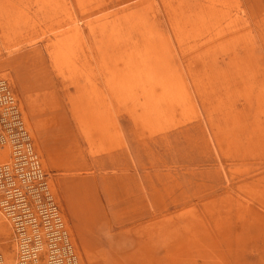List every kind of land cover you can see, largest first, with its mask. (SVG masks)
Returning a JSON list of instances; mask_svg holds the SVG:
<instances>
[{"label":"rangeland","instance_id":"rangeland-1","mask_svg":"<svg viewBox=\"0 0 264 264\" xmlns=\"http://www.w3.org/2000/svg\"><path fill=\"white\" fill-rule=\"evenodd\" d=\"M0 82V264H264V0H0Z\"/></svg>","mask_w":264,"mask_h":264},{"label":"built area","instance_id":"built-area-1","mask_svg":"<svg viewBox=\"0 0 264 264\" xmlns=\"http://www.w3.org/2000/svg\"><path fill=\"white\" fill-rule=\"evenodd\" d=\"M4 82H0V103L5 105V110L8 112L10 118L13 122H10V124L18 131L19 137L15 139H11L10 141L13 142V140H17L20 142L21 152L17 150H13V158L15 160L13 166L15 168H12L9 164L0 166V177L6 178L8 180V186L11 188V193H16L20 195L21 198H25V193L23 194L18 188L19 185L16 181L12 179L11 172L19 170L21 172L18 173L22 176L21 184L25 185V188L33 187V183L41 184L44 179V174L41 168V164L39 161L38 156L36 155L35 151L32 148L31 142H30V136L28 135L23 122L21 121L20 117L17 113V100L15 99L14 95L11 93V91L7 88V86L4 85ZM6 139L0 141V143H4ZM21 154V155H19ZM21 156V157H19ZM21 160H20V159ZM17 159V162H16ZM17 163V164H16ZM19 166V167H18ZM17 185V186H16ZM31 185V186H29ZM29 188V189H30ZM28 190V189H27ZM5 210L8 211V208L6 205L3 206ZM6 207V208H5ZM52 217H53V224L55 231L57 232L54 236L53 242L50 245V257L51 260H49L50 264H78L76 254L74 253L73 247L71 243L69 242V239L67 237V234L64 230V225L61 220V217L59 216V213L57 209L54 207L52 209ZM23 224L21 220L15 221V225ZM20 227V226H19ZM18 227V228H19ZM20 236H23L24 233L19 232ZM60 255H64L61 259L60 263L55 258H59Z\"/></svg>","mask_w":264,"mask_h":264},{"label":"crops","instance_id":"crops-1","mask_svg":"<svg viewBox=\"0 0 264 264\" xmlns=\"http://www.w3.org/2000/svg\"><path fill=\"white\" fill-rule=\"evenodd\" d=\"M28 111L34 113L33 110H30V109H28ZM31 121L33 122V125H35V123H39L40 122L39 123V126H41L42 125V122H43V121H40V120H38V121L37 120H35V121L34 120H31Z\"/></svg>","mask_w":264,"mask_h":264},{"label":"bare ground","instance_id":"bare-ground-1","mask_svg":"<svg viewBox=\"0 0 264 264\" xmlns=\"http://www.w3.org/2000/svg\"><path fill=\"white\" fill-rule=\"evenodd\" d=\"M15 98H16V100L18 101V99H17V96H16V94H15ZM20 104H19V101H18V106H19ZM27 129H28V131L30 132V130H29V128L27 127ZM30 134H31V132H30ZM31 137H32V135H31ZM31 141H33V138L31 139ZM34 148H35V146H34ZM35 150H36V148H35ZM37 152V151H36ZM76 252V251H75ZM76 255L78 256V253L76 252Z\"/></svg>","mask_w":264,"mask_h":264}]
</instances>
